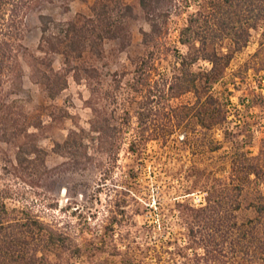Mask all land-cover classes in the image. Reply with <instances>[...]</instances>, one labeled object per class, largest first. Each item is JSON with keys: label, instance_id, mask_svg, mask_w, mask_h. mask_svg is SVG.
<instances>
[{"label": "rangeland", "instance_id": "obj_1", "mask_svg": "<svg viewBox=\"0 0 264 264\" xmlns=\"http://www.w3.org/2000/svg\"><path fill=\"white\" fill-rule=\"evenodd\" d=\"M93 1L69 0L67 7L44 5L28 11L22 24L8 13L0 20V116L6 101L22 100L24 111L38 116L41 125L29 130L35 133L30 141L37 149L22 152L19 163L15 146L0 142V173L17 193L8 203L28 208L67 236L61 237L60 244L44 245L37 264H129V260L152 264L156 250L169 262L177 258L179 248L191 255L193 250L184 248L188 237L179 209L205 205L207 194L199 189L200 181L233 180L239 184L232 191L240 204L233 211L237 222L258 219L257 207L264 204L262 27L252 29L239 50L223 47L228 57L218 61V76L207 79L212 64L201 57L194 61L193 42H180L198 0L169 3L168 15L159 18L156 45L151 41L145 46L141 44L142 31H149L150 24L139 0H119L133 9L127 20L128 44L123 48L106 40L99 57L86 52L77 62L78 80L70 72L64 88L50 98L40 81H35L33 68L35 57L43 56L38 51V14L64 21L77 13L87 14ZM6 23L14 27L5 30ZM3 41L12 45L11 51H6L9 58L1 47ZM152 56L153 67L149 64ZM142 58L147 61L143 67L150 69V81L176 82L159 104L163 109L146 117L143 124L136 115L142 106L140 95L131 92ZM48 59L54 69L61 70L60 55L50 54ZM90 66L95 70H82ZM174 75H178L176 80ZM48 82L59 84L43 81ZM171 106L178 115L175 121L167 114ZM92 108L110 123L121 121L118 117L123 109L131 115L122 126L124 134L115 161L109 160L104 150L94 149L88 139L84 140L86 148L57 146L71 131H88ZM219 115L222 120L216 123ZM254 163L256 175L245 169ZM114 216L120 220L110 233ZM261 219L262 224L255 221L258 229L251 231L256 236L252 239L263 248L246 254L224 238L229 264H264V217ZM221 238L217 237L219 242Z\"/></svg>", "mask_w": 264, "mask_h": 264}, {"label": "trees", "instance_id": "obj_2", "mask_svg": "<svg viewBox=\"0 0 264 264\" xmlns=\"http://www.w3.org/2000/svg\"><path fill=\"white\" fill-rule=\"evenodd\" d=\"M68 1L0 0V20H4L8 13L9 18H17L22 24V19L28 11L56 3L67 7ZM173 1L139 0L140 8L150 24L149 31H142V45L145 46L156 40L159 18L168 15L166 6ZM198 2L194 16H190L188 24L181 31L180 42L184 44L193 42L194 61L199 57L209 61L212 67L206 73V78L215 79L219 73L218 61L228 57L226 52H222L223 47L226 46L228 50H239L247 43L252 29L262 27L264 31V0H198ZM132 11L129 4L119 0H94L87 14L77 13L68 20H57L50 14L42 12L38 14L40 24L38 51L43 56L35 57L37 65L33 68L36 75L35 81H40L48 97L54 98L64 88L70 72H73L72 76L78 80L77 62L86 52L99 57L102 53L100 47L106 40L116 41L123 48L128 44L127 20L131 17ZM10 21L13 22V19ZM1 24L3 25L4 22L2 21ZM10 24L6 23L5 30L8 27L11 28ZM0 29L2 30L1 27ZM183 34H186L185 37ZM156 42L154 41L153 44L156 45ZM1 47L4 48V55L9 58L10 55H6V51H11V43L3 41ZM50 54L61 56L63 64L61 70L53 68L52 61L48 59ZM153 57L149 60L152 67L155 65ZM146 63L144 58L140 60V65L135 70V81L131 85V92L140 95L141 98L140 111L136 110L141 124L152 113L159 114L163 109V106L159 104L164 99V95L176 86L175 81L161 83L150 81V69L143 67ZM88 69L95 70V67H84L82 70L87 72ZM177 78L178 75H174L173 79ZM43 81H59V84L58 82L43 83ZM3 107L5 112L0 116V142L15 146V158L19 163L18 158L22 152L26 150L33 153L37 149L34 141H30V137H33L35 133L29 130L40 128V119L24 111L22 100L6 101ZM221 111L222 108L218 106L217 112L220 114ZM122 114L118 117L120 122L115 120L116 122L110 123L108 119L100 118L97 110L92 108V119L88 131L84 129L71 131L62 144L57 143V146L66 150H72L77 146L86 148L84 140L88 139L94 149L104 150L108 159L115 161L123 139L122 126L131 116L126 109H123ZM167 114L170 121L178 119L176 109L172 106ZM220 120L222 117L219 115L216 123L221 122ZM168 133H163V136ZM141 135L143 136V133ZM144 140L143 137L141 141ZM131 147L133 148V142L130 143V149ZM255 168V163L245 166L247 172L256 175ZM238 185L233 180L224 178L198 182L199 189L203 188L207 194L205 205L195 208L192 205L177 204L182 206L179 209L180 219L188 237V244L184 248L192 249L193 253L188 255L179 248L176 253L177 258L168 262L164 261L156 250L155 261L152 264H229L228 253L223 245L224 238L228 239L232 247L245 250L246 254L252 252L251 249L259 248L260 246L258 247L256 241L252 239L256 236L251 230L257 228L255 221L262 224L264 204L257 207L258 219L238 223L233 211L238 209L240 204L232 195V191L237 190ZM15 196H17L16 191L0 173V264H37L42 257L41 249L44 245L58 244L63 242L61 237L67 236L41 220L28 208L10 205L8 201ZM261 199L264 200V197L262 196ZM119 220L116 216L113 217L109 225L110 233L113 232V226L119 224ZM113 234L110 237H114ZM262 236L264 237V234ZM58 237L60 239H57ZM217 237H222V241L219 242ZM196 247L202 251L197 252ZM134 263V260H129V264Z\"/></svg>", "mask_w": 264, "mask_h": 264}]
</instances>
